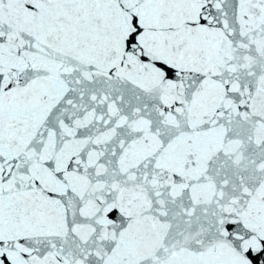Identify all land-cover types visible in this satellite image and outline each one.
<instances>
[{
  "label": "snow or ice",
  "instance_id": "snow-or-ice-1",
  "mask_svg": "<svg viewBox=\"0 0 264 264\" xmlns=\"http://www.w3.org/2000/svg\"><path fill=\"white\" fill-rule=\"evenodd\" d=\"M0 264H264V0H0Z\"/></svg>",
  "mask_w": 264,
  "mask_h": 264
}]
</instances>
